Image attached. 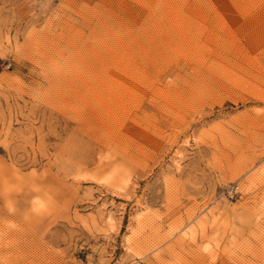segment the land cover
Segmentation results:
<instances>
[{
    "label": "rangeland",
    "instance_id": "obj_1",
    "mask_svg": "<svg viewBox=\"0 0 264 264\" xmlns=\"http://www.w3.org/2000/svg\"><path fill=\"white\" fill-rule=\"evenodd\" d=\"M0 166L10 264H264V0H0Z\"/></svg>",
    "mask_w": 264,
    "mask_h": 264
},
{
    "label": "clouds",
    "instance_id": "obj_2",
    "mask_svg": "<svg viewBox=\"0 0 264 264\" xmlns=\"http://www.w3.org/2000/svg\"><path fill=\"white\" fill-rule=\"evenodd\" d=\"M25 175L33 178L30 191L33 193L28 201V207L23 211L21 221L15 219L0 218V249H12L16 245L13 233H21L25 230V225L32 222L33 218H42L51 214L54 196L44 191L42 185L37 182L44 178V174H38L36 170L30 173H21L13 168L11 175H4L0 166V198H3V207L9 217L17 214V202L12 198L13 194L23 191L22 182ZM6 197V198H5ZM11 253L0 252V264H10Z\"/></svg>",
    "mask_w": 264,
    "mask_h": 264
},
{
    "label": "built area",
    "instance_id": "obj_3",
    "mask_svg": "<svg viewBox=\"0 0 264 264\" xmlns=\"http://www.w3.org/2000/svg\"><path fill=\"white\" fill-rule=\"evenodd\" d=\"M237 190H238V186L237 185H235V186L233 185V186H230L229 188H227L226 192L230 196H233L234 194L237 193Z\"/></svg>",
    "mask_w": 264,
    "mask_h": 264
}]
</instances>
